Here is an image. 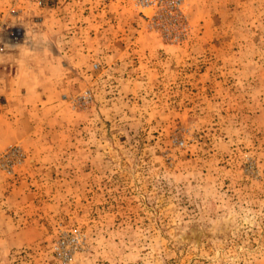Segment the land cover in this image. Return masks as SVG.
Wrapping results in <instances>:
<instances>
[{"label":"rangeland","instance_id":"rangeland-1","mask_svg":"<svg viewBox=\"0 0 264 264\" xmlns=\"http://www.w3.org/2000/svg\"><path fill=\"white\" fill-rule=\"evenodd\" d=\"M151 1L0 0V264H264V0Z\"/></svg>","mask_w":264,"mask_h":264},{"label":"built area","instance_id":"built-area-1","mask_svg":"<svg viewBox=\"0 0 264 264\" xmlns=\"http://www.w3.org/2000/svg\"><path fill=\"white\" fill-rule=\"evenodd\" d=\"M49 1H52V0H39V2L40 3H47V2H49ZM141 1V3L143 4V5H150L151 3H152V1L151 0H140ZM24 36V32H23V30H22V28H17V29H15L14 31H13V33H12V37L15 39V40H19V39H21L22 37Z\"/></svg>","mask_w":264,"mask_h":264},{"label":"clouds","instance_id":"clouds-1","mask_svg":"<svg viewBox=\"0 0 264 264\" xmlns=\"http://www.w3.org/2000/svg\"><path fill=\"white\" fill-rule=\"evenodd\" d=\"M247 222V221H246Z\"/></svg>","mask_w":264,"mask_h":264}]
</instances>
